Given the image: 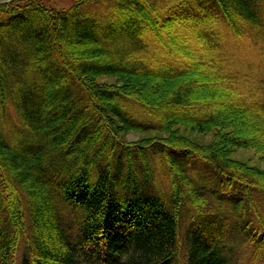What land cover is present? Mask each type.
Masks as SVG:
<instances>
[{
    "label": "trees",
    "instance_id": "obj_1",
    "mask_svg": "<svg viewBox=\"0 0 264 264\" xmlns=\"http://www.w3.org/2000/svg\"><path fill=\"white\" fill-rule=\"evenodd\" d=\"M218 16L264 37V0L0 3V264H235L236 237L252 247L245 264H264L263 204L255 200L264 171L220 147L230 136L235 145L259 139L236 134L240 121L230 115L264 133V80L251 102L184 119L164 111L191 104L198 79L164 87L187 76L180 57L195 50L157 30L213 26ZM210 44L221 68L213 78L243 94L247 80L219 66L230 60L227 49ZM101 75L150 78L166 97L151 108L140 100L150 83L124 90L97 84ZM212 125L235 132L203 146L183 134L181 145L172 141L177 126ZM120 128L154 134L127 144Z\"/></svg>",
    "mask_w": 264,
    "mask_h": 264
},
{
    "label": "rangeland",
    "instance_id": "obj_2",
    "mask_svg": "<svg viewBox=\"0 0 264 264\" xmlns=\"http://www.w3.org/2000/svg\"><path fill=\"white\" fill-rule=\"evenodd\" d=\"M11 0H0V3L10 2ZM27 1V0H19ZM43 4L48 7H53L57 9H68L70 8L76 0H39ZM215 21V22H214ZM214 25H180L181 23H176L171 25L170 27L165 26L161 27L160 30H157L161 36H164V33L167 34V30L170 29L169 32L172 38V42L174 44L179 45V41H184L188 43V49H194L195 51H191L189 53V57H185L179 63L185 62L190 66L188 67L189 73L184 78H175L169 79V81L165 82L164 87L168 90L175 86V84L183 81L190 80L192 78H197L198 82L195 84V95L193 97L192 103L182 107L171 106L169 109H164V111L171 112L177 116L178 119L186 118V114L189 113L191 115H201L203 113L209 112H217L218 110H222L228 103L231 101L240 100L246 98L249 102L260 99V90L259 83L264 80V37L257 35L253 31H251L247 25L242 22H233L235 30L229 25L226 24V21L222 22V17L218 16L216 20H214ZM237 21V20H236ZM242 23V24H240ZM236 24V25H235ZM147 28L146 30H144ZM143 34V35H142ZM141 37L146 39L148 34H151V29L147 26H144L142 29ZM205 38V39H203ZM217 39L222 43L223 49H227V54L230 57V60L225 61L224 63L219 64L229 69H234L233 78L239 79L242 78L246 81L247 88L244 89L240 93H226L224 89H222L221 83L218 79L213 78L217 73V68L221 69L218 66L213 65L215 61V53L216 49L210 44L211 39ZM208 39V40H207ZM193 47V48H192ZM221 48V47H220ZM192 54V55H191ZM154 70L159 69V65L156 64L154 66ZM210 75V76H209ZM141 78L142 80H140ZM132 77L126 80V77L116 76V75H101L96 77L97 84L109 86L131 89H140L141 85L149 84V87L142 89V96L140 100L146 104L147 106L156 107L163 101V98L166 97V93L158 94L155 91V87L152 86V80L146 79L142 77ZM260 81V82H259ZM234 84V83H233ZM237 84V83H236ZM152 86V87H151ZM226 90V89H225ZM210 91V92H209ZM228 92V91H227ZM230 94V95H229ZM163 97V98H162ZM243 97V98H241ZM157 104V105H156ZM145 106V105H144ZM172 113V112H171ZM234 121L239 120L237 126L239 127L236 130V134H239L243 138H249L252 136H256L258 141L252 142V144L248 145H235L233 142H237L232 139L230 136L228 142H224L220 146L223 149L229 151L230 158L235 160H239L247 166L258 168L261 171H264V133L261 130H258V127H253L251 124V120L249 117L243 116H229ZM234 117V118H232ZM112 124L116 127H120L121 124L117 123V118L112 116ZM116 123V124H115ZM123 126V125H122ZM174 133L172 136V141L179 143L178 136L182 137V134L187 136L190 140H193L198 145H207L214 142H221L223 136L228 133L235 132V129L232 127L223 128L221 125H212L206 131L194 130L190 126H177L174 128ZM121 138L127 144L137 143L144 138L151 136L154 132L144 133L142 130L135 129H122L120 128L118 132ZM160 136L164 137L167 140V137L170 135L169 132H160L158 133ZM175 135V136H174ZM222 138L220 139V137ZM108 139V137L106 136ZM171 138V137H169ZM183 138V137H182ZM225 138V137H224ZM181 139V138H180ZM185 139V140H188ZM224 140V139H223ZM182 143L183 140L181 141ZM187 143V142H185ZM260 146H256V144ZM181 145V144H180ZM263 206L259 205L260 212H257L264 219V191H259L258 194H255ZM254 201V200H253ZM231 223H234L231 221ZM230 224V223H228ZM235 239L234 236H227L226 240ZM236 240L239 244L236 245L235 249H233L231 254L232 262L235 264H245L247 261V257L250 255L251 246L249 243H246V240L243 237H236ZM249 246V247H248ZM247 247V249H246Z\"/></svg>",
    "mask_w": 264,
    "mask_h": 264
}]
</instances>
